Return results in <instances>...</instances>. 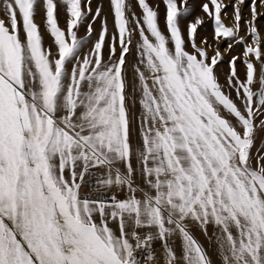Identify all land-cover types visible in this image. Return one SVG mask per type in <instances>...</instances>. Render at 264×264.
<instances>
[{"label": "snow or ice", "instance_id": "obj_1", "mask_svg": "<svg viewBox=\"0 0 264 264\" xmlns=\"http://www.w3.org/2000/svg\"><path fill=\"white\" fill-rule=\"evenodd\" d=\"M160 2L0 0V264H264V0Z\"/></svg>", "mask_w": 264, "mask_h": 264}, {"label": "rangeland", "instance_id": "obj_2", "mask_svg": "<svg viewBox=\"0 0 264 264\" xmlns=\"http://www.w3.org/2000/svg\"><path fill=\"white\" fill-rule=\"evenodd\" d=\"M149 2L151 4H153V6H155L156 4L159 3V5H160V8H159V11H160V23H161V27L163 28V26H164V13H165L164 5L160 2V0H149ZM203 2H207V0H191V6H192V8L190 10L191 11V14L188 16V20L193 19L194 16H196V15H203V13L200 11V8H199V5L201 3H203ZM226 2H227V0H226ZM100 4H103V6H104V12L107 13L108 6H109L108 5V0H93V4H92L93 12H94L95 8L98 5H100ZM133 6H134V10L137 12V15H139L140 14V10H139L138 7H135V0H133ZM227 11H228V14L231 15L232 8L229 7L227 9ZM244 11H245V13H247L248 12V8L245 7ZM61 13H62V17H60V25H61V27H65V15H64L63 12H61ZM227 22L228 21H226V23ZM37 23H41V17L39 15L37 17ZM108 23H109V27L111 28V26H112V17L111 16L108 17ZM186 23H187V20H182L181 21V26L182 27H185L186 26ZM94 28L97 31L99 30V28H100L99 21H97V23L94 25ZM211 31H212L211 24L210 23H206L204 25V27L200 30L199 34L201 36H205V35L210 36L211 35ZM78 35L80 37H84L86 35L85 28L82 27L80 29ZM91 39L92 40H95L96 39V36L93 35ZM44 42H45L46 45L52 43V40H51L50 36L47 33H45ZM222 47H226V45H223ZM133 51H135V50H133ZM240 51H241V49L240 48H237L236 49V52H234L233 54H236V53H238ZM227 58L228 57H225L226 60H227ZM129 59L131 60V58H129ZM220 70L227 71V64L226 63L222 64L220 66ZM241 71H243L242 67H241ZM259 146L260 145H259V142H258L257 143V147H259ZM88 191H89V189L86 188L85 189V192H88ZM192 231H193L194 235L196 236V238L209 250L210 253H212V246L209 245V243H208L206 237L203 235V233L198 228H196V227H193L192 228ZM157 247H159V246L157 245ZM213 258L215 259L214 256H213Z\"/></svg>", "mask_w": 264, "mask_h": 264}, {"label": "bare ground", "instance_id": "obj_3", "mask_svg": "<svg viewBox=\"0 0 264 264\" xmlns=\"http://www.w3.org/2000/svg\"><path fill=\"white\" fill-rule=\"evenodd\" d=\"M60 17H62V13H61V16Z\"/></svg>", "mask_w": 264, "mask_h": 264}, {"label": "built area", "instance_id": "obj_4", "mask_svg": "<svg viewBox=\"0 0 264 264\" xmlns=\"http://www.w3.org/2000/svg\"><path fill=\"white\" fill-rule=\"evenodd\" d=\"M89 192V191H88ZM87 193V192H86Z\"/></svg>", "mask_w": 264, "mask_h": 264}]
</instances>
